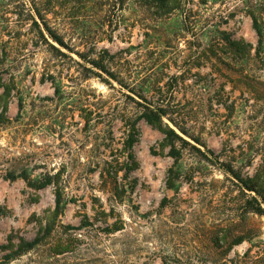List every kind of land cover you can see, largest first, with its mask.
<instances>
[{
    "label": "rangeland",
    "instance_id": "rangeland-1",
    "mask_svg": "<svg viewBox=\"0 0 264 264\" xmlns=\"http://www.w3.org/2000/svg\"><path fill=\"white\" fill-rule=\"evenodd\" d=\"M157 9L0 0V264L10 238L41 235L11 264H264V216L243 210L255 194L222 166L246 178L264 154V54L228 45L256 47L249 14L264 21V0ZM158 110L186 143L142 117Z\"/></svg>",
    "mask_w": 264,
    "mask_h": 264
},
{
    "label": "trees",
    "instance_id": "trees-1",
    "mask_svg": "<svg viewBox=\"0 0 264 264\" xmlns=\"http://www.w3.org/2000/svg\"><path fill=\"white\" fill-rule=\"evenodd\" d=\"M121 1V3H124L126 0H118ZM185 0H136L137 3H139L142 6L150 5V6H155L157 7L158 11L161 12L162 15H167V14H172L174 11L178 10L181 6V4ZM250 17L252 19V27L253 30L256 33L257 36V45L254 48L252 44L247 43L245 40H234V39H229L228 40V45L229 49L231 52L241 58L242 60H245L248 58V55L252 50H255V52L260 55L264 54V21L263 18L260 17L259 15H256L254 12H250ZM38 19L40 21H44V18L40 17L39 14H37ZM35 25L39 27L38 23L35 21ZM44 26V31L48 33V35L60 46L65 47V43L63 40L58 37L54 31L48 27V25H43ZM41 35L43 38L44 34L41 31ZM45 40V39H44ZM52 49L58 50L55 46L50 45ZM102 68V67H101ZM102 70V69H101ZM103 70H105L103 68ZM243 86L245 87L246 91L248 93H251L256 100H260L261 98V91L260 88L257 86V81L255 78L250 77V76H243ZM261 84V83H260ZM166 116V112L163 110H158V111H146L142 117L145 119V121L152 126L153 128L157 129L161 133H163L167 140L175 142V141H180L183 143H186V140L178 134L176 129L170 127L167 123L164 122V117ZM176 126V125H175ZM179 131L188 136L186 131L183 129L177 127ZM194 141L198 144L199 141L198 139H194ZM260 152H264V149H260ZM176 152L173 150V154ZM209 153L212 156H215V154L212 151H209ZM218 158V156H215ZM224 167V172L226 175L231 176L233 179L239 181L242 184V187L244 190L254 193L255 195L252 196L248 199L245 200L244 202V216L248 214H255L258 216H264V154L261 155V162L256 169L255 173L252 176L243 178L241 172L234 168L232 164H222ZM53 181V178L51 177H46L44 180L37 181L34 183H30L31 185L37 184L40 187H45L49 184H51ZM63 205V198L60 193L57 194L56 197V207H55V216L58 214L60 209L62 208ZM244 221H248L247 218L244 219ZM49 225H55V220H52V222H47ZM46 235H41L33 240H25V239H20L18 243H15L12 238H10L7 241V244L3 245L1 249L4 252V256L2 258V264H11L17 260H20L23 256L29 255L32 252L39 250L41 246H44L46 244ZM239 241L236 243H233L229 246V249H231L233 246L241 243L244 239L240 238L238 239ZM217 248H222L220 246H217ZM66 252L64 249H58L56 251H53L54 254H62ZM163 264H169L167 260L163 261Z\"/></svg>",
    "mask_w": 264,
    "mask_h": 264
}]
</instances>
